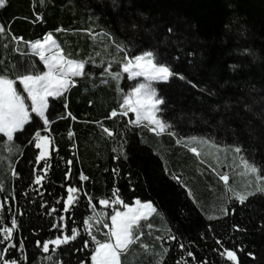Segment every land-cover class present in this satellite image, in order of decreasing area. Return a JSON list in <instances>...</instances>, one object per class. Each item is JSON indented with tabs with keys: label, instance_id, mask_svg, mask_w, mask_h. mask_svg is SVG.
Here are the masks:
<instances>
[{
	"label": "trees",
	"instance_id": "16d2710c",
	"mask_svg": "<svg viewBox=\"0 0 264 264\" xmlns=\"http://www.w3.org/2000/svg\"><path fill=\"white\" fill-rule=\"evenodd\" d=\"M0 25L9 78L45 70L29 45L49 34L86 72L51 99L47 126L33 114L14 140L0 135V261L91 264L92 235L107 239L113 209L124 210L111 203L116 189L126 204L156 209L134 226L121 264H264V194L241 204L229 191L264 186V0H5ZM144 51L174 73L154 85L164 132L127 125L131 112L110 118L138 80L123 71L125 56ZM36 131L50 141L40 160ZM72 229L68 244L51 243Z\"/></svg>",
	"mask_w": 264,
	"mask_h": 264
},
{
	"label": "snow or ice",
	"instance_id": "6c2138e0",
	"mask_svg": "<svg viewBox=\"0 0 264 264\" xmlns=\"http://www.w3.org/2000/svg\"><path fill=\"white\" fill-rule=\"evenodd\" d=\"M4 3L5 0H0V6L4 5ZM0 31H3L2 25H0ZM14 39L21 38L14 37ZM30 46L40 57V60L43 61L44 71L38 72L35 68L31 70L23 69V71L17 69L15 79H11L7 75V69H0V71L5 73L0 75V133H4L9 140L12 139L13 133L17 132V130L24 129L25 125L33 120V114L37 118H42L43 126H47L50 115L48 112L49 98L60 97L69 85L76 83L75 77L86 75L85 62L67 58L51 34L43 41L37 40L31 43ZM121 47L124 46L117 45V48ZM122 67L123 71L129 73L131 77L143 76L146 79L145 82L137 84L127 95L123 96V102L119 104L118 109L111 111L110 118L117 117L118 115L127 117L131 112L135 114V119L128 120L127 125H138L144 121H148L152 126L151 131L154 133L157 131L164 132L171 127L157 115L161 111L160 106L163 104V100L157 96L155 89L149 83V81H167L169 77L173 76L174 73L170 70L169 66L166 63L157 62L152 51H144L141 54L131 57L125 56ZM107 74L115 79L120 78L119 72H109ZM16 81L22 84L21 90H17ZM22 93H26V95ZM105 131H109V135L112 134L110 130L105 129ZM172 135H178V133L173 131ZM35 138L34 143L36 148L43 149L45 145L41 141L46 138L41 136L40 131L35 132ZM188 139L196 140V137H189ZM177 143H179V140H177ZM191 151L197 153L196 148H192ZM235 151L239 153L241 149L236 147ZM46 155V151H41L37 160ZM244 164L250 171H257L255 165H248L247 161H244ZM81 178L86 179L83 176ZM220 178L226 182L229 179L227 175H223ZM40 179L39 176L36 177L37 181ZM113 191L116 192V196L111 203L114 205H122L125 211L113 209L111 227L107 224L104 225V227L108 228V231L105 233L107 239L101 241L95 235H92L91 239L95 247L91 252V264H121V252L127 250L136 238L133 234L134 226L140 222L146 213L156 211L151 201L142 202L137 198L135 204H126L120 198L118 190L114 189ZM229 191L232 192V196L236 200L243 204L249 197L257 193L264 194V186L257 184L254 188L246 186L241 190L229 189ZM73 192L74 189L69 187L67 202L64 204L65 209H68L74 202ZM100 203L108 204L109 201L101 200ZM11 223L13 226H16L17 220L13 218ZM87 223L85 221L86 225ZM53 227L58 226L53 225ZM235 227L238 228L239 226L237 225ZM12 231L13 228L3 229V232L8 238L11 237ZM75 238L76 229H72V235H64L63 238L56 236L55 240H52L51 243L55 245H66ZM169 238L175 239V237ZM84 243L85 247H88L89 242L85 241ZM13 247L15 246L13 245ZM20 248L23 249L22 243L20 244ZM43 250L44 252L49 250V241L46 240L43 242ZM225 251L229 260L237 261V256L234 251ZM188 255L191 256L192 253L189 252ZM0 264H17V261L3 259L0 261Z\"/></svg>",
	"mask_w": 264,
	"mask_h": 264
},
{
	"label": "rangeland",
	"instance_id": "374dc122",
	"mask_svg": "<svg viewBox=\"0 0 264 264\" xmlns=\"http://www.w3.org/2000/svg\"><path fill=\"white\" fill-rule=\"evenodd\" d=\"M47 36V35H46ZM46 38V37H45ZM129 74V73H128ZM129 77L132 79V78H137L138 80L136 81L137 83H136V85L137 84H139V83H143V82H145V77H143V76H137V77H131L130 76V74H129ZM170 78V77H169ZM157 82H162V81H149V83L152 85V87L155 89V83H157ZM135 85V86H136ZM21 86H22V84H21ZM134 86V87H135ZM133 88V87H132ZM18 90V89H17ZM131 90H129L127 93H126V95L130 92ZM155 91H156V89H155ZM22 94H24V95H26V93H22ZM52 98H56V97H50L49 98V108H50V103H51V99ZM29 103H30V101H28ZM133 115H134V119H135V114L133 113ZM157 115H158V113H157ZM41 120H42V122H43V119L41 118ZM145 122V121H144ZM29 123H32V125H33V121L31 120V121H29L26 125H25V127L29 124ZM146 123H148L149 125H150V123L148 122V121H146ZM151 126V125H150ZM24 127V128H25ZM152 127V126H151ZM22 130H24V129H22ZM18 131H21V130H17V132ZM16 133V132H15ZM15 133H13V137H12V139L11 140H14V134ZM0 135H2V136H4L5 137V140H9V138L4 134V133H0ZM43 137H45L46 139H44V140H42L41 141V143H43L44 145H45V147L43 148V149H39V153H38V157L40 156V152L41 151H46L47 152V155H48V152H49V149H50V141H49V139L46 137V136H43ZM10 141V140H9ZM46 155V156H47ZM40 160V159H39ZM133 204H135V202L133 203ZM123 211H125V209L123 210ZM149 213H146L144 216H147ZM143 216V217H144Z\"/></svg>",
	"mask_w": 264,
	"mask_h": 264
},
{
	"label": "crops",
	"instance_id": "0c3cea01",
	"mask_svg": "<svg viewBox=\"0 0 264 264\" xmlns=\"http://www.w3.org/2000/svg\"><path fill=\"white\" fill-rule=\"evenodd\" d=\"M44 39H45V37H44ZM44 39H42L41 41H43ZM34 43V42H33ZM29 47H30V49H32V47L29 45ZM33 50V49H32ZM34 51V50H33ZM35 52V51H34Z\"/></svg>",
	"mask_w": 264,
	"mask_h": 264
},
{
	"label": "water",
	"instance_id": "95a60500",
	"mask_svg": "<svg viewBox=\"0 0 264 264\" xmlns=\"http://www.w3.org/2000/svg\"><path fill=\"white\" fill-rule=\"evenodd\" d=\"M101 205H104V204H101Z\"/></svg>",
	"mask_w": 264,
	"mask_h": 264
}]
</instances>
